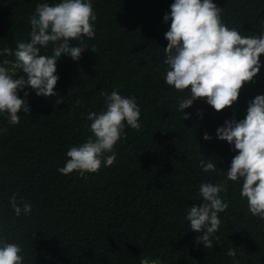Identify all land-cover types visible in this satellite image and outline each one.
<instances>
[{
	"label": "trees",
	"instance_id": "16d2710c",
	"mask_svg": "<svg viewBox=\"0 0 264 264\" xmlns=\"http://www.w3.org/2000/svg\"><path fill=\"white\" fill-rule=\"evenodd\" d=\"M54 0H0V48L27 42L28 17L37 3ZM173 0H93L95 35L77 61L63 54L56 64L54 91L62 97H38L27 89L29 113L19 122L0 115V229L21 244L24 264H231L226 253L237 247L240 264H264V220L252 216L240 197V181H228L222 194L228 208L219 213V237L212 248L194 243L186 208L201 203L202 181L224 180L231 146L215 137L226 119H242L247 104L264 94L261 69L244 83L237 101L217 112L204 99L177 112L182 90L164 83L163 16ZM221 17L243 35L264 30V0H213ZM79 42V41H77ZM73 46H79L70 41ZM51 54V45L41 49ZM0 59H13L11 53ZM116 89L135 97L140 127H126L114 145L116 160L94 173L61 174L70 146L88 136L89 111L103 109L101 92ZM19 91L18 95L23 96ZM207 132L212 139L205 141ZM110 154V153H109ZM213 158L220 170L203 172L200 159ZM32 204L29 215L15 216L9 197Z\"/></svg>",
	"mask_w": 264,
	"mask_h": 264
},
{
	"label": "clouds",
	"instance_id": "9594fccd",
	"mask_svg": "<svg viewBox=\"0 0 264 264\" xmlns=\"http://www.w3.org/2000/svg\"><path fill=\"white\" fill-rule=\"evenodd\" d=\"M93 0H54L37 3L28 17L30 31L27 42L18 41L15 49L0 48V57L11 53L13 59H0V115H6L9 123L19 122L21 111L30 112L27 102L29 92L38 97H58L54 87L59 76L56 64L61 55L77 61L88 48L84 38L95 35L96 12ZM170 11L163 21H170L164 33V83L175 90H182L177 112L184 119L190 114L184 110L197 99L219 112L237 101L244 83L252 81L261 69L259 57L264 54V30L259 34L243 35L241 29L229 27L221 17L222 8L213 0H173ZM75 41L79 46H73ZM79 41V42H77ZM51 45V54H41V49ZM24 92L19 96L18 92ZM103 109L89 111L88 136L82 143L70 146L65 155L61 174L75 171L79 176L96 172L103 163L110 166L116 160L114 145L123 142L125 128L137 129L141 109L135 97L120 94L116 89L101 92ZM62 97L55 100L61 103ZM215 137L227 142L236 154L232 157L224 180L202 181L198 205L186 208L185 220L190 230L197 233L194 243L212 248L218 241L215 235L221 224L219 213L228 208L222 194L227 191L228 181H240V197L246 200L252 216L264 220V94L256 95L247 104L242 119H226L215 129ZM202 139H212L207 132ZM110 153V154H109ZM200 169L208 173L217 171L213 158L200 159ZM220 171V170H219ZM9 207L15 216L30 214L32 204L16 193L9 197ZM231 264H240L237 247L227 250ZM25 253L19 243L10 242L0 229V264H24ZM140 264H157L156 260L143 258Z\"/></svg>",
	"mask_w": 264,
	"mask_h": 264
}]
</instances>
